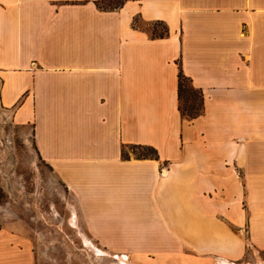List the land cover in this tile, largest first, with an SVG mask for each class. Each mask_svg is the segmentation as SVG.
<instances>
[{
    "label": "crops",
    "instance_id": "0c3cea01",
    "mask_svg": "<svg viewBox=\"0 0 264 264\" xmlns=\"http://www.w3.org/2000/svg\"><path fill=\"white\" fill-rule=\"evenodd\" d=\"M97 1L0 0V133L31 129L109 254L264 253V0ZM179 71L202 94L190 122ZM145 147L156 158L122 157ZM23 245L0 227V264H33Z\"/></svg>",
    "mask_w": 264,
    "mask_h": 264
},
{
    "label": "rangeland",
    "instance_id": "374dc122",
    "mask_svg": "<svg viewBox=\"0 0 264 264\" xmlns=\"http://www.w3.org/2000/svg\"><path fill=\"white\" fill-rule=\"evenodd\" d=\"M123 1V0H117ZM108 0L101 6L108 7ZM135 26L152 35L164 33L157 24L136 19ZM182 108H198L199 95L184 85ZM134 156H151L143 149L124 150ZM0 227L18 233L33 264H221V259L200 262L190 250L173 251L167 259L109 254L94 243L76 212L73 199L55 178L51 168L38 158L29 127L6 125L0 133ZM92 243L95 249L85 244ZM96 251V252H95ZM231 264H264V253L247 248L241 261Z\"/></svg>",
    "mask_w": 264,
    "mask_h": 264
},
{
    "label": "trees",
    "instance_id": "16d2710c",
    "mask_svg": "<svg viewBox=\"0 0 264 264\" xmlns=\"http://www.w3.org/2000/svg\"><path fill=\"white\" fill-rule=\"evenodd\" d=\"M101 1L102 0H98L97 1V6L99 9L103 10V11H114L117 10L118 8L122 7V5L127 1V0H123V1H117V0H108V7H103L101 6ZM136 19H134V25H135ZM157 25H161L164 28V33L160 34V35H152L153 38H164L166 36H168V30L166 28V26L162 23H154ZM188 83L191 87V90L194 92H197L199 95V101H198V108H195L194 106H191L190 108H188L187 110H184L181 106L182 104V100H183V92H184V85ZM178 110L181 114V116L186 119L187 121H192L193 119H196L197 117H199L202 114V94L199 90L194 89L191 84H190V80L188 78H186L181 71H179L178 73ZM133 149H143L146 151H149L152 153L151 156H136L137 158H156V151L152 148H133ZM122 157L127 158V155H124V152L122 151Z\"/></svg>",
    "mask_w": 264,
    "mask_h": 264
},
{
    "label": "bare ground",
    "instance_id": "6f19581e",
    "mask_svg": "<svg viewBox=\"0 0 264 264\" xmlns=\"http://www.w3.org/2000/svg\"><path fill=\"white\" fill-rule=\"evenodd\" d=\"M85 244H86L87 246H89V247L91 246L92 249H95L91 242L85 240ZM95 252H96V251H95ZM124 257H125V256H124ZM124 257L119 256V258H120L119 261H120L121 263L124 262ZM221 264H231V263L225 261V262H222Z\"/></svg>",
    "mask_w": 264,
    "mask_h": 264
}]
</instances>
